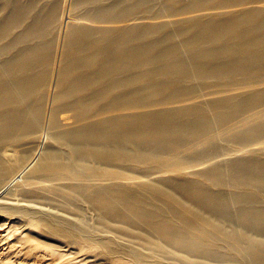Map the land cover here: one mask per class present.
Segmentation results:
<instances>
[{"label":"rangeland","instance_id":"obj_1","mask_svg":"<svg viewBox=\"0 0 264 264\" xmlns=\"http://www.w3.org/2000/svg\"><path fill=\"white\" fill-rule=\"evenodd\" d=\"M83 2L40 0L38 3L40 7H48L51 20L49 32L41 40L44 46H48L46 54L49 63L46 66L43 63L34 72L37 90L31 95L34 101L41 102L43 114L36 131L20 129L7 140L13 145L11 160L2 153L9 147H0V187L14 176L11 189L0 195V264H246L248 259L238 257L236 251L230 252L219 239L202 243L206 244L203 250L215 251L208 256L203 250L192 252L190 246L181 248L172 243L158 244L142 224L105 220V212L88 202V197L92 194L129 196L166 211L168 208L151 190L153 186H159L175 196L179 200L177 205L181 207L188 206V199L177 187L185 183L222 194L254 193L252 189L209 187L202 173L223 168L230 161L264 160V134L242 139L257 123H264L263 61L254 60L244 66L237 64V68L230 70L218 66L230 58L228 55L232 51H228L216 56L213 63L200 67L199 64H189L185 68L186 75L178 76L175 74L177 66H165L158 56L167 49L165 44L178 47L182 58L187 61L197 54L206 55V52H189L188 44L184 45L199 33L200 28L195 26L220 23L231 15L248 11H260L263 16L264 0ZM116 2L117 6L111 8ZM99 6L103 12L111 8L105 11L107 15L104 14V17L111 19H87L98 16L96 11ZM78 27L91 30L96 38H100L103 32L147 33L137 39L139 46L149 48L155 41L156 45H162L156 48L158 51L151 52L152 57L157 58L155 63L125 67L120 70L122 74H113L96 83L90 76L89 91L82 95L96 98L102 94L97 93L109 88L107 95L102 94L104 96L98 99L113 100L112 105L118 106L116 100L122 105H129L132 103L130 98H138L140 101L133 104L142 102L139 103L141 106L113 110L100 101L97 104L100 109L83 110L89 115L83 116L86 119L82 122L75 120L77 110L70 106H59L57 96L60 90L67 88L61 77L66 45L70 31ZM135 44L131 43L126 50L137 49ZM200 47L204 51L212 50L209 43H203ZM8 55L0 57V66L7 61ZM196 62L199 63V60ZM100 71L99 67H93L89 73L96 77ZM225 101L237 103L216 108V103ZM88 103L83 104L87 106ZM194 106L198 108L197 116L199 112L203 113L206 123H210L215 130L210 134V139L206 135L199 136V133L197 137H189L188 132L181 136L178 144L168 142L163 146L161 142L152 140V143L143 144L139 157L129 144L124 149L130 153L131 159L106 162L90 157L79 160L73 155V146L56 141L54 137L57 131L75 128L86 121L102 120L114 113L150 114L164 109L182 110ZM52 118L56 119L58 127H52ZM34 120V117H29L30 122ZM32 156H36L35 162L19 177V167ZM45 156H51L54 160L50 167L41 169L34 177L32 170L37 166V161ZM226 175L233 176L228 172ZM29 181L32 184L22 188ZM259 205L261 207L263 203ZM191 208L197 209L194 205ZM236 210L235 207L231 212ZM211 218L227 234L242 232L232 221L218 222L217 218ZM169 219L184 227L172 215H169ZM190 233L191 241L199 248L204 233L199 228L190 229ZM249 243L247 238L243 240V246Z\"/></svg>","mask_w":264,"mask_h":264},{"label":"bare ground","instance_id":"obj_2","mask_svg":"<svg viewBox=\"0 0 264 264\" xmlns=\"http://www.w3.org/2000/svg\"><path fill=\"white\" fill-rule=\"evenodd\" d=\"M39 1L0 0V57L10 54L7 61L0 66V147H9L2 151L8 160L12 159L14 151L11 149L13 145L7 140L20 129L36 131L40 127L43 114L41 102L34 101L31 96L37 90L34 85V72H37L43 63V66L49 63V56L46 54L48 46L45 45V47L41 40L46 37L51 27L50 11L48 7H40ZM83 1L99 3V0ZM112 5L111 8H115L117 2ZM97 9L98 16L87 19H111L104 17V14L107 15L105 11L110 9H104L105 13L102 7L99 6ZM195 27L200 28L199 33H196L195 37L184 45L188 44L189 52L195 51L196 54L206 52V55L197 54L198 56L194 55L187 61L182 58L178 47L163 43L167 45V49L162 50L158 58L165 66H177L176 75H186L185 68L189 64H199L200 67L213 63L217 59L216 56L228 51H232L228 55L230 58L218 66L230 70L237 68V64L244 66L247 65L246 63L255 61H263L264 65V15L261 16L260 11L231 15L220 23L210 22ZM141 34L147 33L103 32L100 38H96L94 32L83 27L73 28L70 31L64 55L65 65L61 69V77L63 83L67 84V88L60 90L57 99L59 106H70L78 111L74 115L76 122L84 121L86 118L83 116L89 115L83 112L85 108L100 109V106H97L100 101L108 104L109 109L113 110L141 106L139 103L142 102L133 104L135 101H140L138 98H130L129 101L132 103L129 105H122L119 100H116L118 106L112 105L113 100L98 99L107 95L109 88H104L103 92L99 93L91 90L93 93L104 94L96 98L82 97L89 91L90 76L93 83H96L112 77L113 74H122L120 70L125 67L156 62L157 58L154 59L151 52L158 51L156 48L162 45H156L155 41L153 43L155 47L153 44L149 47L151 50L139 46L137 39ZM131 43L133 45L138 43L135 44L137 49L126 50ZM203 43H209L212 50H202L200 46ZM196 60H199V63ZM202 60L204 63H201ZM93 67L101 69L96 77L89 73ZM71 81H73L72 84ZM84 102L89 103L84 106ZM232 103L237 102H218L216 108L227 107ZM196 109L198 108L194 106L182 110L164 109L150 114L114 113L102 120L86 121L75 128L57 131L54 137L56 141L73 146V155L79 160H87L90 157L106 162L114 159H131L130 153H126L124 149L129 144L133 146V151L139 157L143 144L149 141L152 143V140L161 142L163 146L168 145V142L178 144L182 140L181 136L188 132L189 137H197L199 133V136L206 135L209 138L215 130L210 123H206L203 113L199 112L197 116ZM186 115L189 116L186 120H182ZM90 116L93 115L90 114ZM29 117H34V122H30ZM51 125L53 128L58 127L55 118H52ZM263 134L264 123L260 122L242 139L257 138ZM36 156H32L19 167L17 172L19 177L30 169ZM53 160L51 156L38 160L32 175L35 177L41 169L50 167ZM226 172L232 173L233 176H227ZM202 175L209 187L252 189L254 193L222 194L211 192L208 188L199 185L185 183L180 184L181 186L177 189L186 194L187 207L177 205L179 200L159 186H153L151 190L156 192L155 195L161 204L168 208L166 211L147 201L123 195L92 194L88 197V202L105 212V220H127L132 225L133 223L142 224L158 244L172 243L181 248L190 246L192 252H199L206 245L202 244L203 242L208 243L210 240L219 239L226 244L230 252L236 251L238 257L248 259L246 264H264V160L230 161L225 167L206 170ZM13 177L0 187V195L8 188L11 189L10 183L14 181ZM31 184L32 182L29 181L22 188H27ZM260 202L263 203L261 207ZM191 205L196 206L197 209H192ZM235 207L237 210L232 213ZM169 215L182 222L184 227L171 222ZM211 217L217 218L218 222L232 221L241 228L242 232L227 234ZM196 228L204 233L199 241V248L191 241L190 235V229ZM245 238L250 242L247 246H243ZM203 251L206 256L215 253L214 250Z\"/></svg>","mask_w":264,"mask_h":264}]
</instances>
